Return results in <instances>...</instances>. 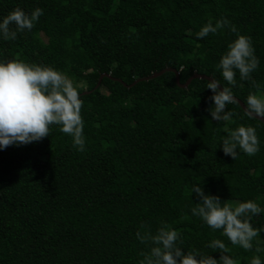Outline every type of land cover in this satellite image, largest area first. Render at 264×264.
Instances as JSON below:
<instances>
[{"label": "trees", "instance_id": "trees-1", "mask_svg": "<svg viewBox=\"0 0 264 264\" xmlns=\"http://www.w3.org/2000/svg\"><path fill=\"white\" fill-rule=\"evenodd\" d=\"M43 15L16 40L0 39V59L53 66L78 88L86 147L52 125L38 142L0 149V264H139L166 221L187 249L217 259L206 245L223 240L236 264L264 260V231L253 248L232 245L191 208L201 184L222 203L255 200L264 208V122L241 104L227 105V121L207 111L212 91L205 78L179 85L194 73L214 75L228 44L227 28L198 38L209 20L227 17L250 36L260 59L252 79L264 90V0H0V18L15 8ZM166 68L162 75L140 80ZM105 76L97 86L102 74ZM244 100L257 89L240 80ZM240 124L254 126L260 150L225 155L220 139ZM264 229V213L253 216ZM259 248L260 251L256 249Z\"/></svg>", "mask_w": 264, "mask_h": 264}, {"label": "clouds", "instance_id": "clouds-1", "mask_svg": "<svg viewBox=\"0 0 264 264\" xmlns=\"http://www.w3.org/2000/svg\"><path fill=\"white\" fill-rule=\"evenodd\" d=\"M43 15V9L36 8L31 13L15 8L0 18V39L16 40L19 33L31 31ZM227 28L237 33L217 65L224 84L214 75L208 79L206 87L212 91L211 104L207 111L212 120L227 121L231 115L227 105L240 104L234 94L237 86V72L240 80L251 81L257 89L244 98V111L250 118L264 119V90L259 82L252 79V73L259 68L260 59L250 36L239 33L227 18L209 20L196 33L205 38ZM222 85V87H221ZM83 103L78 88L69 76L53 66L29 63L20 59H0V149L9 145H22L38 142L49 136L51 126L59 125V130L72 137L73 146L84 151L86 137L84 120L81 114ZM224 154L237 159L242 151L249 156L260 150V139L251 125L240 124L229 129L220 139ZM191 193L199 197V202L191 208V214L199 217L213 230H221L232 245L245 250L253 248L254 238L261 235L262 228L251 223L253 216L264 213V208L255 200L240 202L238 205L222 203L218 195L206 193L201 184H193ZM142 243L151 241L150 249L142 253L139 264H236L229 255L231 249L221 239H212L206 245L221 255L215 256L199 249L182 247V234L166 221H162L152 234L136 233ZM260 251L259 248L256 249ZM250 264H264L260 256H253Z\"/></svg>", "mask_w": 264, "mask_h": 264}, {"label": "water", "instance_id": "water-1", "mask_svg": "<svg viewBox=\"0 0 264 264\" xmlns=\"http://www.w3.org/2000/svg\"><path fill=\"white\" fill-rule=\"evenodd\" d=\"M170 69H171V68H166V69L161 70V71H159V72H155V73H153L152 75H150V76H148V77L138 78V79L135 80L131 85H134L135 83H137V82L140 81V80H148V79H151V78H154V77L160 76V75H162L165 71L170 70ZM174 71L176 72L177 82L179 83L180 86H182V87H184V88H187V87L190 85L191 81H192L193 79H195V78H205V79H211V78H212L211 76H209V75H207V74H203V73H194V74H193V75H192V76L186 81V83H181V81H180V72H179L178 70H176V69H174ZM105 76L112 77L111 74H108V73H104V74H102L101 77H100V80H99V82H98V84H97V86L101 83V81L103 80V78H104ZM112 78H114V77H112ZM114 79H117V80H119V81L124 82V81L121 80L120 78H114ZM124 83H125V82H124ZM125 84H126V83H125ZM221 87H222V85H221ZM239 99H240V98H239ZM240 104H241V105L243 106V108H244V102H243L242 99H240ZM259 119H260V118H259ZM260 120H262V121L264 122V119H260Z\"/></svg>", "mask_w": 264, "mask_h": 264}]
</instances>
